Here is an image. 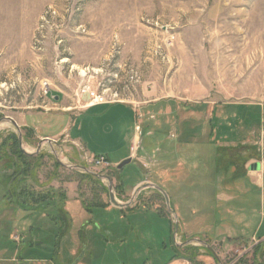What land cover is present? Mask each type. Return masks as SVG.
<instances>
[{"label":"rangeland","instance_id":"obj_1","mask_svg":"<svg viewBox=\"0 0 264 264\" xmlns=\"http://www.w3.org/2000/svg\"><path fill=\"white\" fill-rule=\"evenodd\" d=\"M87 89L102 93L106 99L132 101L140 106L156 99L183 102L188 113L193 112L191 121L195 125L197 117L202 118L198 112H204V133L185 134L191 145L188 155L199 157L201 163L190 164L189 168H194L189 170L186 186L176 201L179 208L194 212L193 219L201 217L202 227L214 233L215 241L209 234L199 238L220 258L224 256L222 262L243 252L237 263L264 264V240L255 243L264 236L263 194L249 186L245 176L234 180L237 185L242 183L238 188L250 189L249 192L235 190L232 176L219 179L231 173L232 161H228L229 148L214 143L223 141L210 135L207 122L209 115L213 119L220 116L218 122L222 123L229 116L231 127L227 118L224 129L230 139L224 141L259 142L264 126V106L258 105H264V0H0V143L8 133L17 134L4 116L12 117L19 125L22 115L28 112L56 111L53 96L61 98L63 104L78 105L76 99L87 101ZM166 102L150 105L149 109L161 108ZM144 109H139L138 117ZM122 110L127 108L115 104L92 111L99 113L94 115L102 120ZM123 116L126 121L134 119L131 110ZM19 127L22 145L35 152L32 163L37 164L25 177L26 187L49 193L57 204L58 194L64 193L65 201L59 205L67 209L66 218L72 217V225H61L59 219L54 222L50 214L55 212L50 207L28 211L17 205H3L6 192L0 167V264H12L8 261L11 257L17 260L14 264H165L171 259L169 233L165 252L161 245L134 236L126 244H112L101 237L95 223L139 224L137 217L122 220L116 209L92 214L80 210L77 199L82 207L95 200L112 205L108 182L69 166L80 164L90 171L116 174L117 179H112L114 194L125 202L132 188L122 191L119 170L89 163L80 144L61 137L39 140L37 131ZM76 130L71 138L76 137ZM209 138L213 143L208 144ZM102 140L90 143L89 155L108 154L114 159V153L106 149L111 144ZM251 158L259 160L261 155H249L246 161ZM139 169L131 162L124 165L120 169L124 183L130 184V180L132 185L137 181L133 172H148L140 165ZM9 173L5 170V174ZM145 180L151 181L148 176ZM149 191L146 188L141 195ZM239 217H247L243 227L232 220ZM90 221H94L93 225ZM163 225L160 227L164 229ZM10 232H24L27 240L19 244L12 240ZM253 235L256 238L252 239ZM240 237L247 241L245 245ZM26 245L27 253L23 250ZM196 245L195 252L200 254L197 248L201 247V254H205L198 260L216 263L205 246Z\"/></svg>","mask_w":264,"mask_h":264},{"label":"crops","instance_id":"obj_2","mask_svg":"<svg viewBox=\"0 0 264 264\" xmlns=\"http://www.w3.org/2000/svg\"><path fill=\"white\" fill-rule=\"evenodd\" d=\"M162 101H167L163 107L156 110L149 109L150 105H154ZM168 101H172V104ZM53 103L56 104V111L50 112L49 109H45L41 112H28L26 115H22V122L19 125L37 131L38 136L36 135V137H39V140L45 137H61L64 140L66 139L74 144H80L81 146H83L87 157H91L89 155L88 149V147L90 148L91 146L90 143H95L97 139L108 141L111 146H108L109 149H106L107 151L113 152L115 158L110 159L108 154L100 155L105 156L106 161L108 162V169L112 170L113 168H115L116 170H119L117 174L118 178L122 179V191L126 193L127 189L132 188L130 194L132 195L135 186L140 184L142 181L144 182L146 176H148V178H150L151 180L149 182L155 183L164 189V191L169 196L170 203L174 212L178 216V228L176 231V235L174 236V215L170 211H168L162 193L155 188L146 187L150 189V191L148 192L149 194L147 195V193L144 192L147 196L145 194L141 195L142 191L146 188L142 189L136 195L134 200L127 206L117 207L114 205H105L103 207L92 208V213L103 210L110 211L112 209H116L120 213V218H122V220L125 217H131L134 215L135 217H137L136 221H138L139 223L134 224L132 221H130L128 224L116 223L115 225L107 226L101 223H95L96 227L98 228L97 230L101 232V237H103L106 242H111L112 244H126V241L130 238H133L134 236L140 241L144 242V240H147L151 243H155L157 246L161 245V249L163 250V252H165V249H167L166 235L169 233L171 235L170 243L173 250V255L171 256V259L168 260L165 264H186V262L203 263L202 261L197 259V257L205 255L201 254L202 248H197L198 251H200V254L198 252H195V245L198 242H190L189 240L191 238H199V235L201 234H209L215 241L214 233L210 232L205 227H202V223H199L201 217L198 216L196 220L192 218L194 214L193 211L189 212L187 209L179 208L176 197L182 194L186 186L185 182L189 177V175L187 174L189 173L190 169L194 168H189L190 164L201 163L199 161V157L194 158L188 155V149L191 145L189 143V139L185 137V134L189 131H197L198 135L200 134V132L204 133L206 128L204 123V112H198L200 113V115H202V118H200L201 116H196L197 125H195V123L191 121L192 116H194L193 112L192 114L190 112L188 113V107L186 106L187 104L185 105V103L183 102L179 103L178 101H175L173 99H156L152 102L150 101V103H145V105L142 106L138 105L135 102L126 100H115L112 102L94 103L91 105L82 106L84 102L80 99L77 105L76 102L63 104L62 99L58 98L55 99ZM57 104L61 105L57 106ZM115 104H121L124 108H127V110L118 111L110 117H105L102 120L97 119V117L94 115L99 113L92 111L96 107H104L106 105ZM257 104L258 103L254 105ZM258 105L264 106L263 104ZM141 108L145 109L143 110V112L141 110L139 114L141 119L139 121L140 117H138L137 112ZM130 110L134 114V119L126 121L123 114H129ZM72 114L74 115L73 117H71ZM209 116L207 117V122H210V128L208 125L207 126L209 128L210 135L212 137L216 135L215 137L218 136L216 140L223 141L214 142L215 144L221 145L224 148H229L228 161H232L233 167L231 173H228V175L226 176H220L219 179L221 181H224L227 177L230 178L232 176V180H234L235 178H238V176L239 178H241V175L245 176L249 179V186L259 189L261 194H263L264 202V154H262V152L260 154L258 151L259 149L264 151V140L262 141L261 146L256 144L254 140H245L244 142H241V144H236L232 141H224L230 139V135L228 134L226 129H224V122L229 116H225L226 118L223 119V123L218 122L219 120H221L220 116H215V119H213L211 115ZM228 126L231 127L230 118H228ZM75 128L77 129L76 137L71 138V133ZM223 132L227 134H224L222 136ZM203 141L204 140H202L200 143L202 144ZM208 141V144L213 143L210 138L208 139ZM100 151L105 150L100 149ZM139 151L142 153V155L137 156ZM255 153H257V155H261V158L259 160L251 158L250 160L246 161V158L249 155H253ZM132 155H135V157L133 158ZM127 157H132L131 163L133 166L138 167L139 169L140 165L144 168H147L148 170V172H146L145 174H143L142 171L139 172L140 169L138 170V172H133L134 177H137V181L132 185L130 180L128 182L130 184L124 183L125 176L123 175L122 170L116 168V165ZM213 158L215 159V156ZM194 159H197V161H194ZM202 162L205 163L204 159H202ZM254 162H258L260 164L258 170L250 169V166ZM140 173L142 174L140 175ZM111 175L114 181L116 178V174ZM144 175L146 176L143 178V180H141L142 176ZM233 184L234 186H236L234 187L235 190L240 189L241 191H251L250 189H243V187L238 188V186L242 185V183L237 185L235 183V180ZM3 185L6 192V185L4 183ZM3 198L5 200L3 205H5L6 207L15 206L14 203H9L4 195ZM68 199H70L69 195ZM72 199L75 200V198ZM77 203L79 204L80 210H82L86 214H92L85 211V208L82 207L78 199ZM0 208H2L1 203ZM65 209L64 211L67 210ZM166 210L168 211L169 215L166 214ZM155 212L160 215L157 216ZM179 213L181 215H178ZM232 220L234 222H236L235 220L239 221V223L242 224L241 227H243V222H247V217H239V219L233 218ZM70 222L72 225V217L71 219L67 217V219L65 218L63 225L65 223L69 225ZM91 223L93 225L94 221H92ZM162 223L165 224L163 225L165 227L164 229L160 227ZM10 235H12L11 232ZM12 236V240L18 242L19 244L24 241V238L25 240H27V236L24 232H22L20 235H16L14 233ZM83 236L85 237V233H83ZM253 238H256V236L253 235L252 239ZM240 239L243 238L240 237ZM257 240L255 241V243L262 242L264 240V236L258 238ZM246 242L247 241H244V239L241 241V243H244V245L246 244ZM29 243L35 245L33 240H30ZM23 250L27 253L29 251V246L26 245ZM210 256L213 257L212 255ZM223 257H219V260H216L213 257V260L216 261L215 264H220ZM257 258L259 261L261 257ZM263 258L264 255L261 259ZM30 259L31 258H29L28 261L33 262ZM131 259L134 260V258ZM76 260H78V258ZM8 261L12 262V264L17 262L15 257H11ZM41 261H44V259H42ZM147 261L148 260H146V263ZM38 262L35 263L39 264ZM114 264L127 263L116 261Z\"/></svg>","mask_w":264,"mask_h":264},{"label":"trees","instance_id":"obj_3","mask_svg":"<svg viewBox=\"0 0 264 264\" xmlns=\"http://www.w3.org/2000/svg\"><path fill=\"white\" fill-rule=\"evenodd\" d=\"M38 156L39 155H37V157ZM34 160L35 156L33 154H27L20 149L18 135L16 133H8L2 138L0 143V167L3 171L2 182L6 185L5 197L9 203H14V205L19 206L23 210L34 211L39 208L44 209L50 207L55 212L50 214V218L54 219V222H57L55 220L59 219V222L63 225L66 212L62 210L61 207L63 205H59V203L65 201L64 193L60 192L58 194L59 202L57 204L49 193L30 191V189L26 187L25 177L30 175L32 168L37 166L36 163H32ZM5 170H10V173L5 174ZM87 176L101 180L90 173H88ZM119 181L120 187H123L121 178ZM22 182H24V184H22ZM84 205L85 211L92 213L93 207H103L108 204L95 200L90 206L86 203Z\"/></svg>","mask_w":264,"mask_h":264},{"label":"water","instance_id":"obj_4","mask_svg":"<svg viewBox=\"0 0 264 264\" xmlns=\"http://www.w3.org/2000/svg\"><path fill=\"white\" fill-rule=\"evenodd\" d=\"M58 96H55V99H58ZM3 119H7L8 121H10L13 126L16 129L17 135H18V141H19V147L20 149L27 153V154H35V152H29L27 151L23 145H22V135H21V130L20 127L18 125V123L10 116H4ZM41 140H46V141H51V138L49 137H45ZM40 149V143L37 145V151ZM58 163L63 164L58 158H57ZM132 162V157H127L125 159H123L122 161H120L117 165L116 168L117 169H121L124 165L128 164ZM70 168H80L82 170H84L87 173H90L92 175H94L95 177L101 179V180H107L108 182V196H109V201L112 205L117 206V207H124L127 206L128 204H130L134 198L136 197V195L144 188L146 187H152L157 189L158 191H160L165 199L166 205L168 207V210L174 215V223H175V233L174 236L176 235V231L178 228V216L176 215V213L174 212V210L172 209L171 205H170V199L169 196L167 195V193L164 191L163 188H161L159 185L152 183V182H144V183H140L137 186H135L133 193L130 197V199L128 201L122 202L116 199V196L114 194V190H113V186H112V178L109 174H103V173H98L96 171H90L86 166L84 165H80V164H73L69 166ZM260 167V164L258 162H254L251 166L250 169L252 170H258ZM190 242L194 241V242H198L200 244H202L203 246H205L208 251L211 253V255L216 259L219 260L218 254L214 251V249L209 246L207 243H205L202 239L200 238H191L189 240ZM221 264V262H220Z\"/></svg>","mask_w":264,"mask_h":264},{"label":"built area","instance_id":"obj_5","mask_svg":"<svg viewBox=\"0 0 264 264\" xmlns=\"http://www.w3.org/2000/svg\"><path fill=\"white\" fill-rule=\"evenodd\" d=\"M85 92L89 93V99L87 101H85L82 104V106H87V105H91L94 103H104V102L115 101L112 99H106V97L102 93H99L95 90L87 89V90H85ZM45 93L47 94V90L45 91ZM76 101L78 103L79 99H76ZM263 140H264V127L261 128L260 138H259V142H257V144L259 146H261ZM132 157L134 158L135 155H132ZM85 158L88 160L89 163L94 164L96 167H105V168L108 167V162L106 161V158L103 155H97L94 157H87L86 156ZM242 255H243V252L239 253L237 256H235L233 258H227L226 261L221 262V264H236ZM186 264H205V263L186 262Z\"/></svg>","mask_w":264,"mask_h":264},{"label":"flooded vegetation","instance_id":"obj_6","mask_svg":"<svg viewBox=\"0 0 264 264\" xmlns=\"http://www.w3.org/2000/svg\"><path fill=\"white\" fill-rule=\"evenodd\" d=\"M111 176V175H110ZM166 203V202H165ZM170 205H171V203H170ZM167 206V205H166ZM172 207V206H171ZM168 208V207H167ZM173 209V208H172ZM169 211V210H168ZM175 221V220H174Z\"/></svg>","mask_w":264,"mask_h":264},{"label":"bare ground","instance_id":"obj_7","mask_svg":"<svg viewBox=\"0 0 264 264\" xmlns=\"http://www.w3.org/2000/svg\"><path fill=\"white\" fill-rule=\"evenodd\" d=\"M27 150V149H26Z\"/></svg>","mask_w":264,"mask_h":264}]
</instances>
